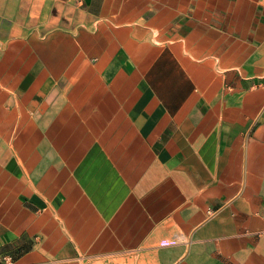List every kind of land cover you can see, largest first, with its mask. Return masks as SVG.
<instances>
[{"label":"crops","instance_id":"obj_1","mask_svg":"<svg viewBox=\"0 0 264 264\" xmlns=\"http://www.w3.org/2000/svg\"><path fill=\"white\" fill-rule=\"evenodd\" d=\"M264 264V0H0V264Z\"/></svg>","mask_w":264,"mask_h":264},{"label":"built area","instance_id":"obj_2","mask_svg":"<svg viewBox=\"0 0 264 264\" xmlns=\"http://www.w3.org/2000/svg\"><path fill=\"white\" fill-rule=\"evenodd\" d=\"M4 264H14V262L11 259L6 258Z\"/></svg>","mask_w":264,"mask_h":264}]
</instances>
